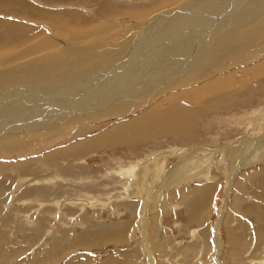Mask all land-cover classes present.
<instances>
[{"label": "rangeland", "instance_id": "rangeland-1", "mask_svg": "<svg viewBox=\"0 0 264 264\" xmlns=\"http://www.w3.org/2000/svg\"><path fill=\"white\" fill-rule=\"evenodd\" d=\"M185 1L0 0V57L16 56L0 61V71L22 77L42 66L63 74L78 58L90 59L85 68L91 70L130 46L132 25L150 16L143 9L170 10ZM101 23L109 27L102 35L81 41L78 34ZM42 40L58 47L23 52ZM261 61L264 39L249 40L243 51L217 61L200 83L229 72L240 78L238 70L251 71ZM149 91L136 93L149 96L133 113L70 120L21 146L0 145V264H264V83L207 97L191 136L75 147L167 95ZM222 94L236 99L226 108L213 105ZM185 105L188 112L199 108ZM227 148L232 151L226 157ZM65 149L70 154L61 153ZM148 167L151 174L141 173Z\"/></svg>", "mask_w": 264, "mask_h": 264}, {"label": "bare ground", "instance_id": "bare-ground-1", "mask_svg": "<svg viewBox=\"0 0 264 264\" xmlns=\"http://www.w3.org/2000/svg\"><path fill=\"white\" fill-rule=\"evenodd\" d=\"M150 10L152 11L147 12ZM155 11L156 8L143 9V12L150 16L144 20L138 17V22L132 25L135 28V35L130 46L120 47L109 62H96L93 67L91 66V70L85 68L90 59L81 61L79 58L76 63L73 62L77 65L71 64L63 74L44 72L42 66L31 67L27 75L22 77H17L13 70L10 72L1 70L0 145L6 148L5 146L24 144L28 138L45 134V129L46 132L62 130L70 120L83 123L107 116L118 117L133 113L139 108L141 100L148 99L149 95L139 98L138 92L141 90L146 92L150 90L147 94L166 92L167 95L151 107L115 122L105 132L96 134L75 147L100 149L111 146V142L117 145H131L151 136L165 134L191 136L196 122L194 117L199 112L206 111L200 106L207 101V97L220 91L224 93L229 91L226 94H231L232 90L253 84L254 81L264 83V61L251 71L238 70L240 78H237L236 73L229 72L225 76L221 75L218 81L205 80L204 83H200L212 75L211 70L215 71L217 61L230 59L234 54L243 51L249 45V40L264 39V0H186L182 6L160 10L161 12ZM132 13L128 15L136 17L132 16ZM64 18L65 15L62 19ZM54 21L57 22V20L52 22ZM140 24L144 27L139 28ZM52 25L56 29L65 30L62 25ZM107 28L109 27L101 23L90 34L78 35L82 41L90 37L89 35H102ZM117 28L118 26L114 27ZM57 44L52 46L50 41L42 40L28 45L23 52L26 54L29 52L32 56L41 50L56 48ZM235 49L238 50L234 53ZM89 51L88 55L95 54L92 53L94 50ZM85 52L77 54L73 50L72 54L82 56L86 55ZM8 59L13 62L16 56L8 55L3 59L0 57L1 62ZM224 62L220 67L223 68L227 64ZM33 73L45 76L32 77ZM253 76L257 78L254 79ZM138 85L141 87L137 89ZM230 85L232 86L229 87ZM223 95L213 101V105L226 108V104L230 105L236 99ZM185 102L189 106L199 108L188 112L189 108ZM69 150H62L61 153L68 155ZM80 150L83 151L81 148ZM223 150L227 157L232 148ZM79 154L82 155V152ZM85 154L87 155L86 152ZM151 164L152 160L148 165ZM140 171L149 175L152 168Z\"/></svg>", "mask_w": 264, "mask_h": 264}]
</instances>
